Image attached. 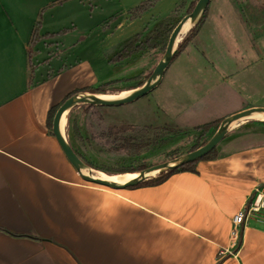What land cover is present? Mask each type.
<instances>
[{
	"label": "crops",
	"instance_id": "crops-1",
	"mask_svg": "<svg viewBox=\"0 0 264 264\" xmlns=\"http://www.w3.org/2000/svg\"><path fill=\"white\" fill-rule=\"evenodd\" d=\"M143 1L0 0V264H264V220L246 214L251 199L264 204V123L232 129L195 173L124 190L83 181L48 125L53 107L114 66L124 46H102V34L169 2L131 18Z\"/></svg>",
	"mask_w": 264,
	"mask_h": 264
},
{
	"label": "rangeland",
	"instance_id": "rangeland-1",
	"mask_svg": "<svg viewBox=\"0 0 264 264\" xmlns=\"http://www.w3.org/2000/svg\"><path fill=\"white\" fill-rule=\"evenodd\" d=\"M166 1L169 2L156 3V9L139 27L130 24L128 18L111 27L102 34V46L122 48L137 33L145 41L161 25L175 27L195 0H186V5L177 11L181 0ZM200 31L146 96L119 107L85 110L77 106L73 119L81 137L74 136L72 125L67 133L66 122L67 140L108 171L104 173L115 175L111 171L117 168L142 161L157 165L185 155L195 143L191 129L246 108L264 107V0H212ZM188 34L182 36L178 46ZM163 55L136 53L119 65L107 66V76L99 68L95 84L106 77L131 79L119 85V90L105 94L121 97L126 92L121 91L124 86L146 81ZM100 57L104 61L103 55ZM251 123L264 121L249 118L233 129Z\"/></svg>",
	"mask_w": 264,
	"mask_h": 264
},
{
	"label": "water",
	"instance_id": "water-1",
	"mask_svg": "<svg viewBox=\"0 0 264 264\" xmlns=\"http://www.w3.org/2000/svg\"><path fill=\"white\" fill-rule=\"evenodd\" d=\"M212 0H198L193 11L183 17L173 29L167 43L164 55L154 68L151 76L139 87L131 89V93L125 97L106 99L102 95L89 92H80L69 97L60 105L52 121V133L56 137L59 145L63 149L68 161L80 175L83 181L96 184L112 190H124L136 187L145 181L157 177L161 173L175 170L181 166L200 160L221 143L226 135L233 129V124H238L248 119L254 113H264V107H251L224 118L213 137L203 146L191 151L185 155L172 160L162 162L157 165L137 172V177L128 181L116 180L117 175H109L100 170L89 167L74 151L72 145L67 140L65 133L61 131V120L65 113L69 112L79 105H92L100 107H119L133 103L153 91L161 82L165 71L171 65L178 49V44L182 38L184 29L189 25V32L201 19ZM186 32V33H187ZM180 39V40H179ZM88 171L89 174L83 173Z\"/></svg>",
	"mask_w": 264,
	"mask_h": 264
},
{
	"label": "trees",
	"instance_id": "trees-1",
	"mask_svg": "<svg viewBox=\"0 0 264 264\" xmlns=\"http://www.w3.org/2000/svg\"><path fill=\"white\" fill-rule=\"evenodd\" d=\"M198 0H195L193 2H191V4L188 7V14L191 13L196 5ZM155 2L153 0H145L142 3H140L138 6L130 9L129 11V15L131 18L135 19L139 16H141L143 13L147 12L150 8H152L154 6ZM186 5V0H181L176 8V11L178 10V8H182ZM209 8V7H208ZM208 8L205 11V13L203 14V16L201 17V19L199 20V22L189 31V34L185 37V39L183 40V42L178 46L177 49V53L173 59L176 60V58L179 57V55H181V53L187 48L188 45H190L192 43V41L196 38V36L199 34L200 30L202 29L203 25L205 24L206 20H207V15H208ZM175 27H164L163 25H161L156 31L155 33L148 37L145 41H141V36L142 34L139 33L137 34L132 40H130L116 55H114L110 60H109V64L111 65H118L128 59H130L133 55H135L136 53L139 52H149V53H153V54H161L163 55L165 53L166 47H167V43L168 40L170 38V35L173 31ZM40 31V22L37 24V27L35 28V31L33 33V37H32V41L31 44L34 45L38 40H40L42 38V36L39 34ZM66 32V31H63ZM46 36H50V35H46ZM35 52L31 49L29 52V62L31 63L32 58L34 57ZM172 61V62H173ZM32 66V64H31ZM149 76V75H148ZM147 76V78H148ZM131 79H117V80H112L106 83H101L99 85L96 86H90V87H85L82 89H78L73 91L72 93H70L65 99H68L71 96H74L75 94H78L80 92H89V93H93V94H109L111 92L117 91L120 89L121 84L128 82ZM145 81H140L138 82L136 85L134 86H129V87H123L121 89V91H128L134 88H137L139 86H141ZM64 101L61 103L63 104ZM57 105L55 107H53L49 113V118H48V125L50 127V129H52V121L54 118V115L56 113V111L58 110V108L60 107V105ZM76 108L78 107H74L69 114L67 115V133L69 131V126L72 125V132L74 134V136L76 137H81V131L80 128L78 126V123L76 121V119H73V114L76 110ZM81 108H85V110H91L93 108H105V107H100V106H92V105H81ZM223 119H220L218 121H213L211 123L208 124H204L198 127H195L193 129H191V133L195 138V143L192 145L191 149L189 150V152L194 151L196 149H198L199 147L205 145L215 134V132L217 131L221 121ZM181 131V130H180ZM70 144L72 145L74 151L76 152V154L91 168L93 169H97L100 170L102 172H108L106 169L98 167L92 160L86 158L70 141ZM131 144V143H130ZM177 156H173L170 159L176 158ZM218 157V151L217 148L213 149L211 152H209L207 155H205L203 158H201L198 161L192 162V163H188L185 164L183 166H181L178 169L175 170H170L164 173H161L160 175H158L155 178H152L148 181L143 182L142 184L136 186V187H140V186H146V185H151V184H159L162 183L163 181H165L167 178H169L172 174L177 173V172H182V171H189V172H197L196 171V165L198 162L202 161V160H215ZM152 165H146V163L144 161L140 162L137 165H130L127 167H121V168H117L111 171V173L115 174V175H119V174H126V173H137L140 171H143L149 167H151ZM253 199H251L248 202L247 208L250 207V205L252 204ZM241 243V236L239 239V242L237 244V247L240 246Z\"/></svg>",
	"mask_w": 264,
	"mask_h": 264
},
{
	"label": "built area",
	"instance_id": "built-area-1",
	"mask_svg": "<svg viewBox=\"0 0 264 264\" xmlns=\"http://www.w3.org/2000/svg\"><path fill=\"white\" fill-rule=\"evenodd\" d=\"M260 196L253 200L252 204L250 207L247 209L246 213L248 212L247 215L250 214H257L260 217V220H264V215L261 214L262 209L264 208V204L261 202H258V199ZM246 219V214L244 212L238 213L233 217L232 220V227H231V240L233 242H239L240 236H241V231H242V226L243 222Z\"/></svg>",
	"mask_w": 264,
	"mask_h": 264
},
{
	"label": "bare ground",
	"instance_id": "bare-ground-1",
	"mask_svg": "<svg viewBox=\"0 0 264 264\" xmlns=\"http://www.w3.org/2000/svg\"><path fill=\"white\" fill-rule=\"evenodd\" d=\"M188 29H189V25H187V27L184 29V31H183V33H182V35H184L187 31H188ZM180 40V39H179ZM132 91H129V92H123V93H121L122 94V96L121 97H125V96H127L128 94H130ZM102 97L103 98H106V99H114V98H121V97H116V96H105V95H102ZM250 119H261V120H264V113H254V114H252L250 117H249ZM248 118V119H249ZM66 122H67V113H65L64 114V116H63V118H62V120H61V131L63 132V133H65V130H64V128H65V125H66ZM236 125L237 124H233V128L234 127H236ZM83 173H85V174H89V172L88 171H83ZM137 173H126V174H121V175H118V176H116L115 178H116V180H119V181H121V182H123V181H128V180H130V179H133V178H135V177H137ZM258 202L259 203H261L262 202V197H260L259 199H258Z\"/></svg>",
	"mask_w": 264,
	"mask_h": 264
}]
</instances>
